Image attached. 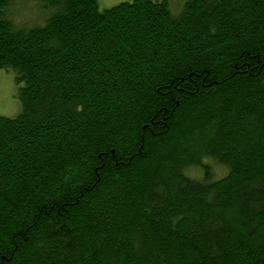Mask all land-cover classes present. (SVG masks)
I'll list each match as a JSON object with an SVG mask.
<instances>
[{
    "label": "trees",
    "instance_id": "obj_1",
    "mask_svg": "<svg viewBox=\"0 0 264 264\" xmlns=\"http://www.w3.org/2000/svg\"><path fill=\"white\" fill-rule=\"evenodd\" d=\"M13 1L0 264H264V0Z\"/></svg>",
    "mask_w": 264,
    "mask_h": 264
},
{
    "label": "rangeland",
    "instance_id": "obj_2",
    "mask_svg": "<svg viewBox=\"0 0 264 264\" xmlns=\"http://www.w3.org/2000/svg\"><path fill=\"white\" fill-rule=\"evenodd\" d=\"M30 0H15L13 1V8L19 9L21 6L25 7L29 4ZM131 0H98L97 6L99 10L107 9L117 5L120 2ZM173 13H177L182 8L186 0H167ZM31 7L32 2H31ZM11 9V8H10ZM25 15L27 10L23 12ZM33 14V13H32ZM20 15V14H19ZM23 20H29L30 17L19 16ZM22 15V13H21ZM10 16V15H9ZM16 73L12 69L0 68V115L5 117H15L21 111L20 99L18 96L21 83H17L15 80ZM206 164L212 171L213 178L220 177L225 174L226 169L221 164L212 159H206ZM186 173L194 178L201 177V171L197 168H189Z\"/></svg>",
    "mask_w": 264,
    "mask_h": 264
}]
</instances>
